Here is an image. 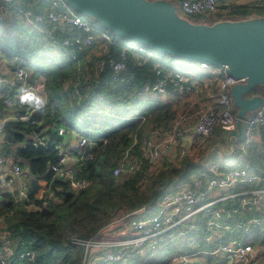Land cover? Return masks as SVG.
Segmentation results:
<instances>
[{"label": "built area", "instance_id": "1", "mask_svg": "<svg viewBox=\"0 0 264 264\" xmlns=\"http://www.w3.org/2000/svg\"><path fill=\"white\" fill-rule=\"evenodd\" d=\"M233 1L181 0L179 3L181 12L186 15L215 18L217 12L229 15ZM254 1L264 3V0ZM10 3L11 0H0V9L7 11ZM220 6H223V9H220ZM19 12L28 25L42 34H47L48 37H52L54 30L57 29L65 33L62 47L73 58L78 52L90 48L93 51L98 47L99 52L107 56L106 61L113 69L114 79H118L127 68L125 51L128 49L133 48L139 64L146 59L163 61L160 54L153 49L135 43L130 46L127 42L122 48V59L113 60L109 49L116 43L114 35L107 30L99 29L91 19L82 17L64 0H49L48 7L43 11L20 7ZM14 58L7 59L0 48V89H14L18 98L12 103V106L17 108L14 118H8L5 111L3 118L0 119V188L4 193L11 195L12 202L17 204L28 198L26 174L20 161H15L9 166L7 156L1 152L5 134L3 123L13 120L28 128L44 126L47 130L46 122L36 117L38 111L21 103L20 96L25 90L34 91L43 97L45 106L48 104V85L46 80L34 78L30 68ZM100 64L103 66L104 62L101 61ZM198 68L220 75L216 104L199 109L195 113L189 110L180 112L167 124L154 125L142 146L140 157L132 156V147L135 144L124 150L113 170L115 178L135 174L143 161L148 163L149 170L160 171L164 167L165 154L175 148H178V161L191 158L195 150L184 146L183 143L187 140L184 127L193 116L195 120L192 128L201 138L200 145L218 130L224 132L235 127L236 116L231 110L232 98L228 89L236 80L228 76L224 70L204 62H198ZM166 69L156 71L158 80L152 86L146 85L145 93L156 92L165 96L170 83L173 84L174 91L180 94L197 91L198 85L191 76L169 69V66ZM7 72H10V77H6ZM145 117L146 115L137 116L142 121ZM133 119L134 117L125 120ZM261 127H264V107L245 121V139L236 144L232 157L194 162L196 170L188 174L191 181L176 189L173 187L175 182L170 183L157 204V212L152 211L157 205L153 207L151 203L128 214L134 216L138 213H149V216L142 215L133 220L131 234L105 240L96 236L90 239L73 236L70 239L71 244L84 247L83 264H89L90 259L97 257H103L98 264H149L168 246L178 241L186 243L188 248L175 252L170 261H167L169 264H192L198 255H203V260L214 261L217 264H255L263 255L264 246L245 243L235 236L238 233H249L254 225L264 221V173L250 166L254 149L260 147L255 149L260 151L264 146V143L256 138ZM53 129L62 141L68 139V136H74L75 139L65 147L61 140L51 143L58 151L56 159L50 166L52 179L68 181L72 191L89 188L92 182L86 178H77L75 174L76 166L84 165L87 159L94 156L87 148L89 139L65 126L53 124ZM31 141L35 146L44 145L46 135L34 134ZM178 183L180 182L175 184ZM52 197L53 193L49 192L43 206H49ZM243 211L252 214L246 219L240 218L239 214ZM259 213L260 216L257 215ZM0 238H5L1 229ZM6 242L9 244L7 240ZM191 246L197 248L193 250ZM94 249L97 252H94ZM7 252L8 257H14V262H8L4 257H0V264H40L33 250L19 252L16 255L14 252Z\"/></svg>", "mask_w": 264, "mask_h": 264}, {"label": "trees", "instance_id": "2", "mask_svg": "<svg viewBox=\"0 0 264 264\" xmlns=\"http://www.w3.org/2000/svg\"><path fill=\"white\" fill-rule=\"evenodd\" d=\"M29 1L20 0V5H14V2L12 3L11 0V3L7 7L13 8V14L18 19L20 7L43 11L49 5V0H37L34 6H30ZM177 1L180 2L181 0ZM28 2L29 4H27ZM220 9H223V6H220ZM6 10L2 11L0 9V23L3 22V14L8 12V9ZM225 15L217 12L215 18L212 19L217 20L223 18ZM252 15H264V3L252 2L234 5L229 14L232 17L242 18ZM26 25L29 27L27 29L38 37L43 35L47 40L54 42V46L60 49V53L71 64V71H56L53 75H51L52 71H44L48 85V104L38 111L36 117L46 122V132L49 135H51L52 131L57 134L53 129V124H55L75 130L89 139L87 148L94 156L87 159L84 165L76 166L75 174L77 178H86L92 183L97 180L104 187V191L100 193L99 201L95 202L96 205L88 201L83 203L81 207L86 210L87 216L91 218L100 217L99 220H102L101 216L107 212L105 204L113 203V201L122 202L127 211L126 213H132L151 203L154 207L160 199L159 197L162 198L166 193L171 181L177 183L188 179V174L196 170L194 166H189L188 163L180 170H176L174 169L175 167L166 165L157 173L158 177L154 180L157 186L162 187L161 190L154 187L149 194H146L141 192V181L148 177L146 176V172L149 165L146 161L141 163L135 174L126 176L118 185L115 179L119 178H115L113 175L115 164H117L116 160L133 143L131 136L134 132L139 140L142 139L144 141L146 139L144 136L149 129L145 127L147 124H167L174 118L161 99L150 96L155 94L161 97V95L156 94V92L145 93V86H152L158 80L156 71L158 69H166L168 66L172 68V66L165 64L164 60L156 61L153 59H146L142 64H139L134 56L133 48H131L125 51L126 70L118 79H114L113 69L106 61L107 56H103L98 48L93 51L90 48L86 51L78 52L75 58H73L62 47L65 33L60 29L54 30L53 36L48 37L47 34H41L34 27ZM48 28H51V26H48ZM114 37L116 43L110 47L109 54L113 60H121L122 48L127 40H122L116 35ZM130 46H133V42H130ZM0 48L9 58L15 55H23V57L26 56L30 60L33 59L35 63H38L37 61L41 59L37 55L36 50H32L27 44L22 45L20 42L13 44L12 35L9 36L7 45L0 43ZM93 52H96L95 59L88 65V71L92 75L88 81H85L83 60L92 55ZM101 61L104 62L103 66L100 64ZM72 72L77 77L73 78L71 89L65 91L63 82L66 81L69 73ZM171 91H174L172 83L167 87V95ZM0 95V107H2L0 111L9 109L10 107L16 113V106H12V103L18 100L15 90L0 89ZM142 95H145V97L143 96L144 98H142ZM131 113L134 114V119L131 121L125 120V117ZM138 113L141 116L146 115L144 121L135 116ZM96 118L104 120L100 123L95 120ZM11 126L14 130L18 131L14 136L13 143L18 142L21 144V147L8 151L10 154L11 151L13 152L15 158L19 159L23 168L29 167V171L25 175L27 178L28 198L14 204L11 195L0 192V196H2V199H0L1 230H3L6 240L9 242L15 255L26 250H33L37 254L40 264H55V261L58 260L59 255L63 253L64 249L74 251V247H77L71 245L69 241H66L67 245L64 244V247L59 246L62 240L56 234L55 223L51 221L58 213L56 208L60 206L59 211L71 209L79 211L76 208L79 206V201L85 198L88 188L79 190L80 192L78 191L75 194L71 190L68 181L52 179L50 166L56 159L58 151L47 139L44 145L38 146H35L31 141V136L34 134L44 136L42 131L44 126L28 128L24 124L13 120L11 121ZM91 143H94L93 147H91ZM3 144L12 145L9 143ZM140 144L141 142L132 147L135 153H138L139 156L137 157L141 156L140 150L142 147ZM170 168L172 169L170 173L174 175L172 178L163 172V170ZM49 192L53 193V197L50 205L45 207L43 206V201ZM61 198L65 202V206L63 207L56 204V200ZM257 215L260 216V213ZM240 218L246 219V217ZM49 220L50 224L48 223ZM97 230L98 228L95 227V229L91 230L90 234L94 235ZM236 237L242 239L245 243L264 246V221L259 225H254L249 233H238ZM168 248L170 246L166 249ZM68 257L69 253L65 254L64 262L68 261ZM5 259L8 262H14V257L6 255Z\"/></svg>", "mask_w": 264, "mask_h": 264}, {"label": "water", "instance_id": "3", "mask_svg": "<svg viewBox=\"0 0 264 264\" xmlns=\"http://www.w3.org/2000/svg\"><path fill=\"white\" fill-rule=\"evenodd\" d=\"M64 1L124 40L179 60L207 63L233 77L228 93L236 123L224 131L226 148L222 142L216 146L225 157L235 154L236 144L245 139V121L264 107V15L193 23L177 14V0ZM253 91L259 93L251 95ZM3 125V143L12 144L18 131L11 121Z\"/></svg>", "mask_w": 264, "mask_h": 264}, {"label": "rangeland", "instance_id": "4", "mask_svg": "<svg viewBox=\"0 0 264 264\" xmlns=\"http://www.w3.org/2000/svg\"><path fill=\"white\" fill-rule=\"evenodd\" d=\"M30 3L32 6H34L37 3V0H30ZM173 4L178 5V3H176V2H174ZM7 9H8V12L3 14L4 15L3 16V22L0 23V35H1L0 36V43L7 45V43L9 42V36L12 35L13 36V44L16 42H20V44H22V45L27 44L30 48H32V50L35 49L37 52V55L41 58L39 61H37L38 63H35V61L33 59L30 60L26 56L23 57V55H15V56L9 58L5 54V57L7 59H12L15 57L14 59H17L18 61H20L23 64L25 63V65L28 68H30L31 73L33 74L34 78H36V79L41 78V79L46 80V77L44 76L46 71H52L51 75L56 73V71H65V70L71 71V64H69L67 58L64 57L62 53H60V49L57 46H54L55 45L54 42L47 40L43 35H40L38 37L37 35H35L31 31H29L27 29L29 27L26 25L27 24L26 21L22 19L23 16L17 14L18 19H16L15 15L13 14V11H12L13 8L7 7ZM176 12H177V14L182 15L183 18H185L186 20L193 22V23H195V22H205L206 23V22L213 21L208 16L198 17V16H192V15H186V14L181 12L180 5H178ZM91 21L99 29L107 30L106 28L101 26V24L99 22H97L93 19H91ZM38 32H40V31H38ZM110 33L113 34L112 32H110ZM119 38L124 40V38H121V37H119ZM127 44L130 45V42L127 41ZM95 53L96 52H93L92 55L84 58L85 60H83V62H84L83 68L85 70V72H84V74H85L84 80L85 81H88L92 75V73L90 71H88V65H89V63L94 61V59H95L94 56L96 55ZM164 57H166V56L164 55ZM166 59H167V62L165 64H168V62H170L172 67L174 69H177L178 71H182V72L186 71L188 69V67L190 66L189 65L190 63L188 61L177 60V59H174L170 56H167ZM169 69H171V67H169ZM10 76H11L10 72H7L6 77H10ZM74 77H77L74 72L69 73V77L66 78L65 82H63V87L65 88V91H69V89H71V85L73 84V78ZM139 114L140 113H138L135 116H139ZM131 117H134L133 113L126 116L125 119H129ZM172 117H176V116L173 115ZM95 120L99 121L101 123L104 119L96 118ZM121 120L123 121V119H121ZM151 125L152 124H147L145 127L151 129V127H152ZM218 135L221 136L220 133ZM214 136H217V135L214 134L212 137H214ZM131 140L133 142L132 144H135V145L138 144L139 142H141V144H140L141 147L144 146V144H145V142L142 139L139 140L138 137H136L135 132L132 134ZM232 140H234V138H232ZM3 145H5V144H3ZM14 145H15V148L21 147V144L18 142H15ZM223 145H224V148H226L225 140L223 142ZM215 147H217V146H215ZM5 148H7V147L5 146ZM5 150L6 149H4V151ZM140 151H142V148ZM1 152H2V150H1ZM256 153L258 154L257 151H256ZM121 156L119 157V159L121 158ZM132 156L137 157L139 155L137 152L135 153V151L132 149ZM119 159L116 161L118 162ZM186 160L187 159L182 160V161H177L176 163H172V161L168 160V157H165L164 162H165V164L166 163L171 164L172 167H175L174 169L180 170L181 168H183L185 166V164H187V162H185ZM260 165H262V164L260 163ZM156 170H158V169H153V170L150 169L149 170L147 167L146 176H148V177L141 181V184H142L141 192L142 193L149 194L152 191V189H154V187L155 188L157 187L158 190H161L162 187L157 186L154 182V180L158 177L157 173L160 172V171H156ZM171 170L172 169L170 168V169L163 170V172L167 173L169 175V177L172 178L174 175L170 173ZM124 178H126V177L115 179L117 182L116 184L117 185L120 184L121 183L120 181L124 180ZM190 181L191 180L188 178V180L186 182L183 181V182H180L178 184L174 183L173 187H174V189L183 187L186 184H188ZM173 182H175V181H171V183H173ZM87 190L88 191L85 194V198L81 199L79 201V206H77V208H76L79 211H76L75 209L59 211L60 206L56 208L58 213L56 216H54L52 218L51 221L55 223L56 234L58 236H60V239L62 240L61 244H59L60 247H64V244L67 245L66 241H69V243H70V239L73 236H78L79 238H84V239H90L91 237L96 236V237L104 238L103 240L109 239V238L115 239V238H119L122 236H127V235L131 234L133 231L132 230L133 220H135L138 217H141L142 215L149 216V213H146V214L138 213L136 215L133 214L134 216H131V215L128 216V214H130V213H126L127 211L125 210V207L122 204V202L113 201V203H106L105 204V208H106L107 212L103 216H101L102 220H99L100 217L91 218V217L86 215V210H84L81 206L83 205V203L85 201L91 202L92 204H95V202H98L99 201L98 199L100 198V193L104 191V187L97 180H95L93 183H91L90 187ZM74 193L77 194L78 191H74ZM159 198L160 199L157 201V204L161 200V197H159ZM64 203L65 202L62 198L56 200V204L62 205L61 207L65 206ZM157 207H158V205L155 208H153L152 211L157 212ZM250 214H252V212L243 211L239 214V216L247 218V217H249ZM48 223L50 224V220L48 221ZM95 227H97L98 230L96 231V233L94 235H91L90 232L92 229H95ZM0 228L2 229V227H0ZM3 240H6V236H5V239H3ZM0 242L3 244L2 241H0ZM75 246H77V247H74L75 252L72 251L71 249L69 251L64 249L63 253L61 255H59L58 260L55 261V264H83L84 263L83 262L84 247H82L80 245H75ZM185 248H188V245L182 241H178V242L172 244L170 246V248L165 249L163 254H159V257L154 259L149 264H162L163 260H166L165 262L168 263L167 260L169 258H171V256H173L172 255L173 253L175 254V252H177L179 249L180 250H186ZM192 248H193V250H195L197 248V246H193ZM94 252H97V250L94 249ZM68 253H69V257H68L69 259H68V261L64 262V256H65V254H68ZM1 257L5 258V255L4 256L1 255ZM202 257H203V255H198L197 257H195L193 259V263L201 260ZM102 258L103 257H97V259H94V258L90 259L89 264H98V262L102 261L101 260ZM255 264H264V253L258 260L255 261Z\"/></svg>", "mask_w": 264, "mask_h": 264}, {"label": "crops", "instance_id": "5", "mask_svg": "<svg viewBox=\"0 0 264 264\" xmlns=\"http://www.w3.org/2000/svg\"><path fill=\"white\" fill-rule=\"evenodd\" d=\"M19 2H20V0H16V1L12 0V3L14 5L15 4L20 5ZM29 2L27 4H29ZM252 2H255V1L254 0H234L233 6L234 5H241V4H248V3H252ZM29 5L32 6L31 3ZM220 13L223 15L222 12H220ZM225 16H229V15H225ZM225 16H223V17H225ZM96 48H98V47H96ZM96 48H94V50ZM98 50H99V48H98ZM96 52H97V50H96ZM160 56H161L162 60L167 62V59H166L167 56L166 55H165L166 57H164V55H162V54H160ZM174 59H176V58H174ZM177 60H179V59H177ZM189 63H190L189 64L190 66L188 67V69L186 71H183V73L187 74L188 76H191V78L198 85L197 86L198 89L196 92H192L189 94H187V93L180 94V93H177L175 91H171L168 95L161 96V97L157 96L155 94L150 95L152 98L161 99L164 106H166L170 110V113H172L174 116H177L180 112L188 111V110L191 113H195L199 109L211 107V106H214L216 104V97H217V94L219 92L220 75L218 73H215V72L200 70L198 68V63H194V62H189ZM168 65L172 66L170 62H168ZM172 69H174V68L172 67ZM174 70L178 71L177 69H174ZM180 72H182V71H180ZM257 93H259V91H253L251 93V95H255ZM143 96L145 97V95H142V98H144ZM0 98H1V95H0ZM1 109H2V107H0V110ZM5 111L7 113L8 118H11V119L14 118L15 110L9 107V109H5V110L0 111V119L3 118V112H5ZM257 112L251 114L249 117L255 115ZM194 120H195V117L193 116L191 118V120L189 121V123L187 125H185V127H184L186 129L187 140L183 144H184V146H189V147H191V149L195 150L192 153V157L187 159L185 162L191 163L188 165L189 166L192 165L196 168V165H194V162H197L198 160H201V162H207L211 158H215V159L225 158V155L221 152V150H219L217 147H215L218 142H222V143L224 142V140H225L224 134H223L224 132L221 130H218L217 133L218 134L220 133L221 136H219L217 133H215L217 136L210 137L203 145H200L201 144V138H200V136H198L194 132V130L192 128ZM151 126L153 127L154 124H152ZM42 131H43L44 135L47 134L46 139L49 140L52 144H53V142H56L57 140L62 141V138L59 139V137L57 136V134L54 131H52L51 135H49L46 132V129H43ZM150 131H151V129H148L144 138L146 137V139H148L147 137H149ZM256 138H257V140L262 141V143H264V127H261L258 130V135H256ZM74 139H75L74 136H68V139L66 138L62 141L63 146L65 147V146L69 145L71 142H73ZM146 139L144 140V142L147 141ZM5 146L7 148H5ZM256 148H260V147H256ZM4 149H6V150L4 151ZM12 149H17V148H15L14 143L10 146L6 145V144L1 146L2 152L7 153V154H4V153L3 154L5 156H7L9 166L13 162L19 161V159L15 158L12 151H11V154L8 151V150H12ZM255 149H254V151H255ZM254 151L252 152L253 154H252L250 166L252 168L254 167L258 171L264 173V146L260 149V151H257L258 154L256 153V151L255 152ZM165 157H168V160L172 161V163H176L179 160L178 148H175L171 152L166 153L164 156V159H165ZM260 163L262 165H260ZM165 165L169 166L171 164H167V163L165 164V162H164V166ZM186 165L187 164H185V166ZM25 168L26 167H24L23 169H24V172L26 174ZM190 172H191V170H190ZM25 182L27 183V178H25ZM0 192L4 193L1 190V188H0ZM0 221L2 222V219ZM1 226L2 225L0 224V227ZM0 241L3 242V244L0 242V257H1V255L2 256H4V255L8 256L7 251L13 252V249L10 247L9 244H7L6 240H3V238H0ZM170 259L171 258H169L167 261H170ZM165 261L166 260H163L162 264H166ZM198 263L217 264L214 261L203 260V258L197 262L192 263V264H198Z\"/></svg>", "mask_w": 264, "mask_h": 264}, {"label": "clouds", "instance_id": "6", "mask_svg": "<svg viewBox=\"0 0 264 264\" xmlns=\"http://www.w3.org/2000/svg\"><path fill=\"white\" fill-rule=\"evenodd\" d=\"M21 103L27 104L35 111H39L44 106L43 97L37 95L34 91L25 90L20 96Z\"/></svg>", "mask_w": 264, "mask_h": 264}]
</instances>
